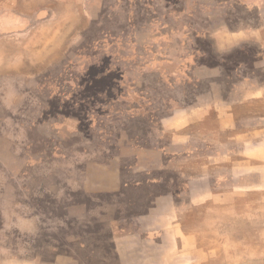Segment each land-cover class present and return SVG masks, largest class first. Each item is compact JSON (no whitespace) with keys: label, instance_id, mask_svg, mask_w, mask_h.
<instances>
[{"label":"rangeland","instance_id":"rangeland-1","mask_svg":"<svg viewBox=\"0 0 264 264\" xmlns=\"http://www.w3.org/2000/svg\"><path fill=\"white\" fill-rule=\"evenodd\" d=\"M19 1L25 11L29 0ZM168 1L50 0V22L0 33V264H118L113 242L168 224L175 212L177 233L164 234L166 242L209 243L210 264H264V196L225 206L191 200L184 183L201 169L191 159L171 168L163 151L168 98L187 94L169 89L176 80L167 71L191 63L162 65L163 75L144 68L168 46L180 54L179 44L168 45L170 29L187 35L190 49H210L194 42L208 39L206 12L185 6L198 0ZM239 1L230 2L238 7L232 24L252 14ZM169 13L177 15L171 25ZM261 64L251 78L264 79ZM258 110L264 103L252 105ZM157 205L163 214L147 217Z\"/></svg>","mask_w":264,"mask_h":264},{"label":"crops","instance_id":"crops-1","mask_svg":"<svg viewBox=\"0 0 264 264\" xmlns=\"http://www.w3.org/2000/svg\"><path fill=\"white\" fill-rule=\"evenodd\" d=\"M30 1L24 5L25 11H18L19 0H0V33L30 30L50 22L54 15L57 17L50 0H44L42 5L36 7ZM52 1L67 4L74 0ZM254 1H239L245 10H252V14L246 18L238 17L239 22L233 23L236 27L231 23L234 15L229 12L238 7L234 9L231 0L222 4L220 0H198L190 10L187 1L185 6L188 12H206L201 20L204 19L203 24L210 27L208 39L202 36L201 41L198 38L194 42L198 45L203 41L208 42L209 51L190 49V38L184 33L178 38L175 29H170L168 45L175 41L181 48L180 54L168 46L167 53L160 54L161 59L144 68L145 72L152 70L163 75L165 71L162 65L170 67L191 63L184 70L182 67L178 70L176 66L167 71L176 80L174 86L167 83L169 89L175 92L179 90L180 93L186 90L187 94L181 98H168L169 111L162 118L164 123L163 126L160 123V127L170 130L168 147L162 149L169 152V167H188L191 159L202 171L198 174L193 172L184 183L188 196L194 201L217 199L225 206L229 201L244 203L247 195L253 192L264 196V112L251 111L252 105L264 103V79L251 78V74H255L262 65V58L264 60V1ZM79 2L82 3V0ZM168 3L171 8L176 2L169 0ZM176 16L169 13V25L171 17L175 19ZM203 24L199 21L198 32L206 29ZM156 52L160 53V48ZM261 71L264 73V69ZM239 108L249 109L239 111ZM176 122L183 126L181 134L173 133L178 130L174 127ZM161 212L157 205L146 216L158 217L163 214ZM166 215L169 217L168 224H161L158 220L151 229L136 227L130 234L127 231L121 237L119 245H116L117 241L113 242L117 263L210 264L209 243L203 244L195 238L184 242L174 237L170 242L165 241L164 234L177 233L178 214ZM135 217L138 219V216ZM217 231H221V228H217ZM148 233L155 236L147 238L145 234Z\"/></svg>","mask_w":264,"mask_h":264}]
</instances>
